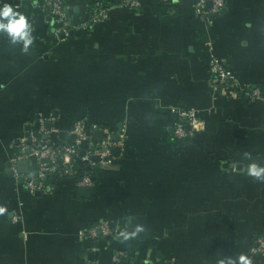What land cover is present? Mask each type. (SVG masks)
Instances as JSON below:
<instances>
[{
	"label": "crops",
	"instance_id": "1",
	"mask_svg": "<svg viewBox=\"0 0 264 264\" xmlns=\"http://www.w3.org/2000/svg\"><path fill=\"white\" fill-rule=\"evenodd\" d=\"M42 1L0 2L25 14L33 36L25 51L0 32V264H264L249 253L264 237V178L249 174L264 164V0H225L210 26L194 0L136 10L63 0L77 25L96 3L107 9L68 38L54 36ZM212 57L263 96L220 92ZM173 108L202 120L189 144L171 139ZM48 116L54 142L81 119L124 138L89 197L63 180L30 194L11 174L18 139ZM101 220L112 237L79 238Z\"/></svg>",
	"mask_w": 264,
	"mask_h": 264
},
{
	"label": "built area",
	"instance_id": "2",
	"mask_svg": "<svg viewBox=\"0 0 264 264\" xmlns=\"http://www.w3.org/2000/svg\"><path fill=\"white\" fill-rule=\"evenodd\" d=\"M3 0H0V2ZM163 4L173 0H157ZM195 9L200 19L211 25L214 18L220 15L225 8V0H194ZM210 3V7L207 5ZM38 8L53 21L54 36L68 38L76 30H88L107 17V9L98 3L92 8L87 20L75 24L65 12L63 0H44ZM119 7L129 10L139 9L141 0H120ZM208 72L212 83L220 92L230 95H242L248 99H257L263 96L259 88H251L248 84L241 85L236 76L226 69L216 58L209 60ZM176 119L171 127L173 142L190 143L202 129V120L198 112L193 109L173 108ZM53 116L40 117L37 120L38 128L35 132L28 131L26 138L18 139L16 155L10 160L11 174L22 179V187L30 194H43L50 188V180L72 178L76 187L92 189L95 185V167L108 164L111 158V149H122L125 140L119 135L114 141L111 130L96 124H88L84 120L75 121L70 129L58 141H51L56 135ZM54 135V136H53ZM99 135V136H98ZM98 136V137H97ZM98 158L99 161H95ZM27 162V171L21 172L19 164ZM87 168V171L81 172ZM21 217L14 213L11 216L13 223H18ZM114 229L106 220H101L82 229L79 238L98 239L112 237ZM250 255H264V237L257 236L249 250Z\"/></svg>",
	"mask_w": 264,
	"mask_h": 264
},
{
	"label": "clouds",
	"instance_id": "3",
	"mask_svg": "<svg viewBox=\"0 0 264 264\" xmlns=\"http://www.w3.org/2000/svg\"><path fill=\"white\" fill-rule=\"evenodd\" d=\"M0 32L6 33L12 43H22L25 51L33 41L31 23L25 14L14 10L13 5L7 2L0 6ZM249 174L264 178V164L258 166L253 163L249 167Z\"/></svg>",
	"mask_w": 264,
	"mask_h": 264
},
{
	"label": "water",
	"instance_id": "4",
	"mask_svg": "<svg viewBox=\"0 0 264 264\" xmlns=\"http://www.w3.org/2000/svg\"><path fill=\"white\" fill-rule=\"evenodd\" d=\"M209 7H210V3H208L207 4ZM36 128H38V124H36V126H35ZM27 129H29V128H27ZM99 136V135H98ZM97 136V137H98ZM113 140L114 141H118L119 140V136L118 135H116V136H114V138H113ZM119 150L120 149H118V148H112L111 149V154L113 155V154H118L119 153ZM94 160L95 161H99V159L98 158H94ZM19 170L21 171V172H26L27 171V162H25V161H23V162H21L20 164H19ZM98 169V167L96 166L95 167V170H97ZM73 179L72 178H67L66 179V181H72ZM50 182H52V180H50ZM78 194H79V196H81V197H89L90 196V189L89 188H86V187H81V188H79L78 189Z\"/></svg>",
	"mask_w": 264,
	"mask_h": 264
},
{
	"label": "trees",
	"instance_id": "5",
	"mask_svg": "<svg viewBox=\"0 0 264 264\" xmlns=\"http://www.w3.org/2000/svg\"><path fill=\"white\" fill-rule=\"evenodd\" d=\"M181 145H185V144H189L188 142L187 143H180ZM83 171H87V168H84L82 171H79V173H78V175H80L81 174V172H83ZM97 170H94L93 171V174H95V182L97 181V177H96V175H97V172H96ZM63 181H66V179H63ZM72 182H73V180H72Z\"/></svg>",
	"mask_w": 264,
	"mask_h": 264
}]
</instances>
